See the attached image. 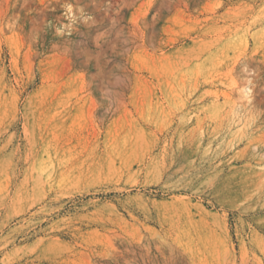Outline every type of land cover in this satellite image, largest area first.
<instances>
[{
  "label": "rangeland",
  "instance_id": "rangeland-1",
  "mask_svg": "<svg viewBox=\"0 0 264 264\" xmlns=\"http://www.w3.org/2000/svg\"><path fill=\"white\" fill-rule=\"evenodd\" d=\"M0 264H264V0H0Z\"/></svg>",
  "mask_w": 264,
  "mask_h": 264
},
{
  "label": "clouds",
  "instance_id": "clouds-1",
  "mask_svg": "<svg viewBox=\"0 0 264 264\" xmlns=\"http://www.w3.org/2000/svg\"><path fill=\"white\" fill-rule=\"evenodd\" d=\"M63 34H64L63 27H60V28H57L56 29V35L57 36H60V35H63ZM241 71L244 72V73H246V74H248V78H247L246 82L250 84L251 83V78L250 77L256 74V70L255 69H249L247 67V65H243L241 67Z\"/></svg>",
  "mask_w": 264,
  "mask_h": 264
},
{
  "label": "bare ground",
  "instance_id": "bare-ground-1",
  "mask_svg": "<svg viewBox=\"0 0 264 264\" xmlns=\"http://www.w3.org/2000/svg\"><path fill=\"white\" fill-rule=\"evenodd\" d=\"M158 234V233H157ZM158 236L160 237V235L158 234Z\"/></svg>",
  "mask_w": 264,
  "mask_h": 264
}]
</instances>
